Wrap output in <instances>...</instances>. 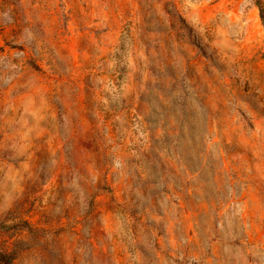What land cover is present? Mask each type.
I'll return each mask as SVG.
<instances>
[{"label": "rangeland", "instance_id": "rangeland-1", "mask_svg": "<svg viewBox=\"0 0 264 264\" xmlns=\"http://www.w3.org/2000/svg\"><path fill=\"white\" fill-rule=\"evenodd\" d=\"M256 1L0 0L12 264H264Z\"/></svg>", "mask_w": 264, "mask_h": 264}, {"label": "trees", "instance_id": "trees-1", "mask_svg": "<svg viewBox=\"0 0 264 264\" xmlns=\"http://www.w3.org/2000/svg\"><path fill=\"white\" fill-rule=\"evenodd\" d=\"M255 4L259 12V17L264 24V3H262L260 0H257ZM0 264H12L9 256L2 251H0Z\"/></svg>", "mask_w": 264, "mask_h": 264}]
</instances>
